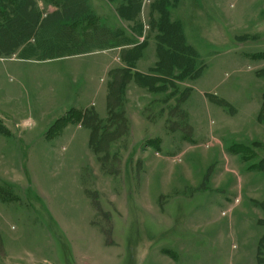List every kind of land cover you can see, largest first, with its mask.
<instances>
[{"label":"rangeland","instance_id":"1","mask_svg":"<svg viewBox=\"0 0 264 264\" xmlns=\"http://www.w3.org/2000/svg\"><path fill=\"white\" fill-rule=\"evenodd\" d=\"M168 2L142 0L140 15L122 21L118 33L94 31L113 18L103 1L89 2L105 17L83 22L84 39L96 40L85 53L102 50L101 36L121 44L151 39L137 66L148 72L159 30L147 25L160 23L162 8L205 68L174 88L157 84L158 93L131 84L128 129L119 120L100 126L126 136L98 145L101 154L69 111L90 108L106 119L103 56L0 62V121L9 131L0 130V264H264V0ZM8 19H0V32L12 29ZM79 25L43 31L38 54L30 48L24 55L46 59L50 41L79 40ZM90 87L102 92L85 96Z\"/></svg>","mask_w":264,"mask_h":264},{"label":"trees","instance_id":"2","mask_svg":"<svg viewBox=\"0 0 264 264\" xmlns=\"http://www.w3.org/2000/svg\"><path fill=\"white\" fill-rule=\"evenodd\" d=\"M168 2V0H167ZM174 3H177L178 0H173ZM76 3V0H63L60 8H65L62 10L61 13L57 15L56 18L50 19L52 17H46L42 25L44 28L51 27V26H57L60 25L63 21H73L74 16L76 15L77 11L80 9L78 7H73V4ZM167 6H169V2L167 3ZM126 9L131 12V14H123V17L128 19V17L132 20V22L140 15L142 11V0H130L129 9L126 6ZM129 12V13H130ZM159 22L158 24L154 23L152 20L150 22V26L152 29H158L159 30V36L156 37V40L158 41L157 46V55H158V62L155 67V69L152 70V75H140V74H131L129 69H121L114 71L111 76L113 77V81L110 84L109 87V95H108V118L107 122L108 124L115 123L116 120H119L120 127L123 129H128L129 126V120L126 117L125 113V94H126V87L129 81L132 79H135L137 84H139L142 87L147 88L152 93H158L164 91L161 88H157V84L164 83L165 85H170L174 88L175 82L183 81V80H196L199 77H201L202 72L204 70V66H201L197 68L198 61L200 60L199 54L195 51V49L189 45H187L184 35L182 26L179 22H172L170 20V15L167 9L162 10L159 9ZM153 13V12H152ZM154 13L157 14V10H154ZM18 20L13 22L12 29L9 32H0V57H10L13 52H15L16 48L19 45V42L23 41L26 42V38L29 37H35L37 35V25L39 22V15L36 10L35 3L31 0H29L23 9L19 12V16L17 17ZM95 18H83L79 21L72 22L71 24L65 26V27H58V31L60 29L66 30L67 27L73 26L76 23H80L81 25H84L83 22L87 23L89 20ZM153 22V23H152ZM80 26V25H79ZM97 27L95 26L94 31H97ZM85 27H82V32H76L75 35H80L85 38ZM57 30V28H56ZM100 32H109L103 28L99 29ZM106 36V35H105ZM81 45L88 44L89 41L80 38L78 36ZM116 38V37H115ZM96 41L95 39H92V42ZM111 38L106 36V42L110 41ZM117 42L120 44L119 38H117ZM75 42V41H74ZM103 36L100 37V42L98 46H101L106 43ZM97 43V42H96ZM129 43H134L130 42ZM127 43V44H129ZM144 45L140 44L139 46H136L134 49L130 50L128 54V62L133 65L135 61L141 58L142 51L144 50ZM84 48L80 47L78 51L84 52ZM86 52V51H85ZM133 66H130L131 68ZM175 69L180 70V76L173 78V74L175 72ZM168 75L170 77L171 82H166L165 78ZM258 75L264 79V69L258 72ZM167 84H166V83ZM173 95V94H172ZM171 95V96H172ZM189 93H187L184 96L183 102L188 99ZM262 105L258 116L259 123L264 125V93L262 96ZM221 102V101H218ZM223 105H225L224 102H221ZM79 115V120L84 124L85 127L89 128L91 131L90 141H89V147L95 154H101L102 152L98 150L97 146L103 144L104 142H107L106 140L109 138L108 143H111L112 141H115L117 139L123 138L126 136V130L125 133L119 134V132H112L108 134V131H106L107 127H111L107 124L103 129L100 128V126L103 124V121H101L98 116L94 112H86L85 114H77ZM91 122V124H90ZM61 123V120L58 121L49 131L48 135L51 134L52 131H55L56 127L59 126ZM114 126H117V124H114ZM67 127V125H64L62 129ZM0 130H2V127L0 126ZM103 130V134L99 133L98 131ZM61 132V131H59ZM57 132V133H59ZM55 133L54 136H58V134ZM116 136H114L115 134ZM106 151V150H105ZM264 162H261L260 167L261 170L264 172Z\"/></svg>","mask_w":264,"mask_h":264},{"label":"crops","instance_id":"3","mask_svg":"<svg viewBox=\"0 0 264 264\" xmlns=\"http://www.w3.org/2000/svg\"><path fill=\"white\" fill-rule=\"evenodd\" d=\"M13 1H16V0H6V3L5 2H1L0 1V19H7V18H10L8 19V21L10 23L13 24V22L17 21L18 20V16H19V12L21 11V9H23V7L25 6V4L29 1V0H22L19 4H17V6L11 2ZM35 3V6H36V10H37V13L39 15V22H38V25H37V35L35 37H29V38H26V42H19V45L18 47L16 48L15 52H13V54L10 56V57H0V62H11V63H39V64H47V63H54V62H61V61H71V60H74V59H78V58H84V57H98V56H103L104 60H101L100 64H99V67H100V71L103 75V78L106 77L107 79V89H106V102H107V117L106 119H101L97 112L94 110V109H85V110H79V109H75L73 108L74 110H71L69 112H72L74 111L76 114H85L86 112H94L98 118L101 120V121H106L107 118H108V95H109V87H110V84L112 83L113 81V77L111 76V74L114 72V71H117V70H121V69H129L131 74H140V75H145V76H149V75H152V70L155 69L156 65H157V62H158V58H157V61L154 65V67L150 68L148 72H142V71H139L137 66L139 64V62L142 60L143 56H144V51L146 50L149 42L151 41V39L147 40L146 43L144 44V50L142 51V55H141V58L138 59L137 61H135L133 63V65H131V63L128 62V56L126 54H128L130 52V50L134 49L136 46H139L141 43H142V40H138L137 42L135 43H129V44H119L117 41V38H111L110 41L106 42L103 46H99V48H101L102 50L100 51H96V52H93V53H85L84 52H80L78 51V49L80 47L82 48H88V47H92L94 45H92L93 42H91L90 44H84V45H81L80 41H65V40H53V41H50L49 42V49H52L50 52H49V56L46 58V59H40L38 55H34L35 53H33L32 50H37V54H38V50L40 49V47L36 46L38 45L37 43L39 42L40 40V35L43 31H52V30H56L59 29L60 27H65L69 24H71L72 22H76V21H79L83 18H90V17H93L96 19L97 22H99L98 20H104L102 18L105 17L104 15H100L97 10H93L91 5L89 4L90 0H79V10L77 11L76 15L74 16V20L73 21H63L60 25H55V26H51V27H46L44 28L43 25H42V22L43 20L46 18V17H52L50 19H54L57 17V15L59 13L62 12L63 9L65 8H58L56 7L55 5L52 6L51 5V2L53 0H44V4L43 3H40V0H31ZM47 1H49L47 3ZM105 3V5H107V7H109L110 10H107V11H110L108 15H111V17L113 18V20H111L110 22H105V24L103 23H99L97 24V26L99 25L100 28H103L111 33H118L120 32L122 29L120 28V23L122 21L128 23V24H131L132 23V20L128 17V19H126L125 17H123V11H121V7L123 6L122 3L118 4V2L120 0H101ZM122 2L126 3L125 5L128 7L129 9V4H130V0H123ZM43 6H44V9H43ZM11 7H15V12H12L11 11ZM47 7V8H45ZM43 11H46L43 12ZM130 11L129 10H125L124 14H131V12L129 13ZM152 13V12H150ZM155 14V13H154ZM149 22V21H148ZM178 22V21H177ZM133 24V23H132ZM60 26V27H59ZM59 27V28H58ZM82 29L83 25H80L78 26ZM148 28L151 29V26L150 25H147ZM146 25H145V28H147ZM143 30V28H142ZM182 30L184 31V29L182 28ZM124 31V30H122ZM128 31L129 33L131 32L130 31V28H128ZM132 34V33H131ZM130 37V36H129ZM82 38V37H80ZM137 37H132V39H136ZM156 40V39H155ZM157 44V43H156ZM32 48V53H31V56L32 57H29V56H25L24 53H27L29 52V49ZM94 48V47H92ZM156 51H157V45H156ZM12 57H15V58H18V59H15V60H12L10 58ZM3 62V63H4ZM130 66H133L131 68H129ZM205 69V68H204ZM204 71V70H203ZM203 73V72H202ZM131 84H134L137 88H133V90H137L138 89H142L144 90L146 93H152L150 92L147 88L145 87H142L140 86L139 84H137V82L135 81V79H132L131 81H129V83L127 84V87H126V96H125V99H126V102H128V93H131ZM85 88H88V86H83ZM102 92V87H100L99 89L95 90L94 91V88L93 87H90V90L89 92H87V94L85 96H91V97H95L97 96V93H100ZM67 112V113H69ZM66 113V112H65ZM57 122V121H56ZM130 123V122H129ZM56 124V123H55ZM54 124V125H55ZM53 125V126H54ZM0 126L2 127V129L4 128V130L7 132V133H4V134H8L9 131L8 129L3 126L1 124V121H0ZM52 126V127H53ZM51 127V128H52ZM67 127H65L62 131V133L59 136H61L64 132V130L66 129ZM87 130H89L87 127H85ZM50 131V130H49ZM48 131V133H49ZM90 132V136H91V131L89 130ZM2 133V134H3ZM47 133V135H48ZM47 135H46V138H47ZM48 139V138H47ZM89 141H90V137H89Z\"/></svg>","mask_w":264,"mask_h":264}]
</instances>
